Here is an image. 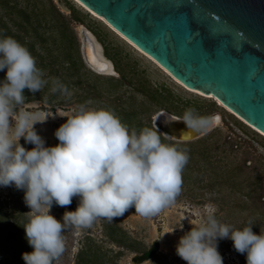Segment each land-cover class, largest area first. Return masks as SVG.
<instances>
[{"label": "rangeland", "instance_id": "374dc122", "mask_svg": "<svg viewBox=\"0 0 264 264\" xmlns=\"http://www.w3.org/2000/svg\"><path fill=\"white\" fill-rule=\"evenodd\" d=\"M3 25L29 49L48 81L36 93L25 89L23 105L24 110L50 115L46 122L34 126L46 147L59 143L56 130L84 105L113 111L130 130L153 128L164 143L189 150L182 191L173 205L151 218L136 214L133 206L113 221L99 218L90 228L69 229L66 250L54 264H187L176 254V245L194 225L204 222L208 207L215 210L220 222L234 229L252 223L253 232L261 233L263 134L213 96L183 86L78 0H0V38L6 37ZM81 26L92 30L102 42L116 75L99 74L85 63ZM69 53L77 57L75 65L69 61ZM6 71H0V84ZM53 80L65 84L71 95L53 93ZM189 108L201 116L219 114L221 120L192 141L173 140L154 124L161 110L182 117ZM19 143L27 150L34 147L23 137ZM78 204L79 197L69 206L54 204L50 214L63 222L64 213L75 211ZM30 211L23 190L0 186V264H25L22 254L34 250L23 227ZM147 250H153V255L145 259ZM218 251L224 264H247L246 254L236 252L230 239L219 240Z\"/></svg>", "mask_w": 264, "mask_h": 264}, {"label": "clouds", "instance_id": "9594fccd", "mask_svg": "<svg viewBox=\"0 0 264 264\" xmlns=\"http://www.w3.org/2000/svg\"><path fill=\"white\" fill-rule=\"evenodd\" d=\"M5 69L0 84V186L23 190L31 209L23 227L34 250L22 254L25 264L58 261L69 229L90 228L99 218L113 221L133 206L142 217H156L175 203L190 159L187 148L164 143L153 128L130 130L111 110L84 105L56 130L59 143L46 147L34 126L50 115L24 110L23 105L25 89L36 93L48 81L29 49L11 36L0 38V71ZM50 90L71 95L59 80L52 81ZM181 119L188 128L206 132L216 117L189 108ZM22 137L34 145L31 150L19 143ZM74 197H79L77 209L66 211L63 222L50 214L54 204L69 206ZM252 226L234 229L208 207L204 222L179 239L176 254L187 264H224L218 241L230 239L236 252L246 254L247 264H264V229L256 234Z\"/></svg>", "mask_w": 264, "mask_h": 264}, {"label": "water", "instance_id": "95a60500", "mask_svg": "<svg viewBox=\"0 0 264 264\" xmlns=\"http://www.w3.org/2000/svg\"><path fill=\"white\" fill-rule=\"evenodd\" d=\"M79 1L183 86L214 96L264 135V0ZM84 28L85 63L99 74L116 75L102 42ZM87 39L97 60L89 58ZM181 118L161 110L154 124L176 141L198 139L217 126L197 132Z\"/></svg>", "mask_w": 264, "mask_h": 264}, {"label": "bare ground", "instance_id": "6f19581e", "mask_svg": "<svg viewBox=\"0 0 264 264\" xmlns=\"http://www.w3.org/2000/svg\"><path fill=\"white\" fill-rule=\"evenodd\" d=\"M79 1V0H78ZM105 20V19H104ZM89 29V28H88ZM81 35H83L84 36V34L86 33V29L84 28V26H81ZM87 34V33H86ZM122 35V34H121ZM123 36V35H122ZM87 42H86V44H87V47H88V53H89V58L91 57V59H94V57H95V59L97 58L96 57V51L94 50V48H93V43L91 44V42H90V40L89 39H87L86 40ZM102 47L100 46V48L98 47V51H99V54L100 55H102V52H101V49ZM138 48V47H137ZM143 52V51H142ZM150 57V56H149ZM94 59V60H95ZM97 60V59H96ZM154 60V59H153ZM116 69V68H115ZM108 71L109 72H113V70H112V68H109L108 69ZM178 81V80H177ZM180 82V81H179ZM181 83V82H180ZM182 84V83H181ZM186 87V86H185ZM199 91V90H198ZM208 96H210V95H208ZM214 97V96H213ZM219 102H221V101H219ZM222 103V102H221ZM223 104V103H222ZM224 105V104H223ZM225 107H227L226 105H224ZM227 108H229V107H227ZM230 109V108H229ZM231 110V109H230ZM157 118H158V116H157ZM221 118V115H219V114H217L216 115V120H215V123H217V125L219 124V122H220V119Z\"/></svg>", "mask_w": 264, "mask_h": 264}, {"label": "trees", "instance_id": "16d2710c", "mask_svg": "<svg viewBox=\"0 0 264 264\" xmlns=\"http://www.w3.org/2000/svg\"><path fill=\"white\" fill-rule=\"evenodd\" d=\"M2 27L3 28L1 30L4 31L5 36H11V37L14 36V34L12 33V31L9 28L7 29V27L5 25H3ZM67 55L69 56L68 59L71 62V64H74L75 65L76 60H77V57H74L71 53H69ZM152 255H153V250H147V251L144 252V254H143L144 257L143 258H148V257H151Z\"/></svg>", "mask_w": 264, "mask_h": 264}, {"label": "flooded vegetation", "instance_id": "af4514ba", "mask_svg": "<svg viewBox=\"0 0 264 264\" xmlns=\"http://www.w3.org/2000/svg\"><path fill=\"white\" fill-rule=\"evenodd\" d=\"M173 114V113H172ZM179 116V115H178ZM146 259V258H145Z\"/></svg>", "mask_w": 264, "mask_h": 264}]
</instances>
